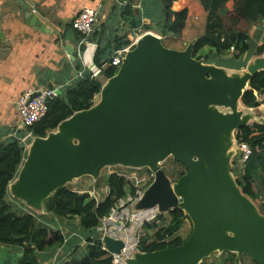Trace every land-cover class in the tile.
<instances>
[{"label": "water", "instance_id": "water-1", "mask_svg": "<svg viewBox=\"0 0 264 264\" xmlns=\"http://www.w3.org/2000/svg\"><path fill=\"white\" fill-rule=\"evenodd\" d=\"M24 10L26 21L43 30L42 20L27 5ZM135 20L141 28L140 17ZM162 39L152 31L138 34L98 103L75 112L46 137L34 136L9 193L46 214V200L81 177L97 180L114 165L148 168L154 179L135 210L166 213L180 207L193 229L182 245L137 250L127 264H201L216 252L245 254L264 264V213L233 173L236 131L253 120L264 124V117L242 103L253 76L264 70V55L230 72L195 58L196 40L178 50ZM169 157L186 169L175 183L160 168ZM104 245L119 254L126 242L105 235Z\"/></svg>", "mask_w": 264, "mask_h": 264}, {"label": "trees", "instance_id": "trees-1", "mask_svg": "<svg viewBox=\"0 0 264 264\" xmlns=\"http://www.w3.org/2000/svg\"><path fill=\"white\" fill-rule=\"evenodd\" d=\"M176 1L178 0H160L164 21L159 23L158 31L163 36L180 37L185 29L188 9L174 10ZM200 1L209 16L207 31L195 42L194 57L203 59L206 63H214L212 61L215 58L220 59L230 54L234 47V54L224 58L220 64L237 69L245 66L247 60H242L243 55L251 50L248 33L252 24H257L264 18V0H234L235 5L230 13L227 12L226 5L231 0ZM149 29V26H145L146 31ZM130 43L124 37H116L104 46L98 44L94 63L102 67V74L91 77L88 72L74 84L61 89L62 94L49 101L46 116L27 130H31L35 136L46 137L75 112L91 108L105 81L118 71V67L110 64L113 56L110 54ZM84 48L82 45L81 50ZM256 53L264 54V44ZM103 59L106 62L103 63ZM261 94H264V70L251 79L249 88L242 97L243 105L257 109L262 103L259 98ZM236 139L238 143H248L253 150L244 167L241 170L235 168L238 171L234 172L236 181L242 192L264 213V124L251 121L236 131ZM26 156L27 149L19 140L0 142V242L24 244L25 250L20 264H40L38 253L61 248L65 239L61 230L39 223L36 214L17 212L14 204L9 201V186L17 178ZM185 172H181L180 177ZM107 181L109 191L103 200H97L90 192H81L69 185L58 189L45 202L47 214L55 217H79L80 224L87 230L101 227L103 219L119 207V202L127 199L129 195L136 196L137 192L134 184L118 172L108 174ZM189 219V215L180 207L158 213L151 223L146 222L138 231V250L152 252L182 245L191 234L185 237L181 234ZM214 254L204 259L201 264H243L233 252H226L225 257L221 254L209 262ZM112 261L111 253L104 247V240L93 237L86 244L83 259L75 258L66 264H112Z\"/></svg>", "mask_w": 264, "mask_h": 264}, {"label": "crops", "instance_id": "crops-1", "mask_svg": "<svg viewBox=\"0 0 264 264\" xmlns=\"http://www.w3.org/2000/svg\"><path fill=\"white\" fill-rule=\"evenodd\" d=\"M25 5L45 24L43 30L26 21ZM234 5V0L227 3V12L230 13ZM85 8H99L100 20L94 31L84 40L83 35L73 29L71 22ZM185 8L188 9L185 29L180 37L175 36L179 38V43L193 38L197 40L207 31L209 15L201 1L174 2V10ZM136 16L140 17L141 28L137 25ZM162 21H164L163 6L160 0H0V138L2 142L13 139L16 130H19L18 135L24 133L18 128L20 116L17 110V101L23 94L46 88L65 89L82 78L78 74L82 73L85 77L89 72L88 66L96 65L94 55L98 44L104 46L116 37H124L132 42L138 36L139 30L143 29L146 32L145 26L150 28L147 31L155 30L159 33L158 25ZM248 36L251 50L246 52L242 59L247 62L257 56V49L264 44V18L259 23L251 25ZM82 45L85 46L84 50H81ZM70 49L74 58L69 52ZM233 52L220 59L215 58L212 64L228 68L220 63H223L224 58L233 55ZM104 61L105 59L103 63ZM232 67L228 69L236 70L234 66ZM259 98L262 101L261 105L257 109L253 108L258 111L264 107L262 98L260 96ZM85 178L86 176L77 180L80 181L76 184L78 187L72 186V188L81 192L94 190L97 200H103L108 195V175L105 186L100 187H97L94 181L88 182ZM98 193L102 195L99 196ZM8 198L17 212L36 214L39 223L57 228L64 235V245L61 248L38 253L40 264H66L75 258L81 260L86 254V244L90 238L101 237L104 240L105 232L100 231L101 227L87 230L80 224L79 217L37 214L31 208H26V204L10 193ZM116 237L121 238L120 235ZM24 250V244L0 242V264H20Z\"/></svg>", "mask_w": 264, "mask_h": 264}, {"label": "built area", "instance_id": "built-area-1", "mask_svg": "<svg viewBox=\"0 0 264 264\" xmlns=\"http://www.w3.org/2000/svg\"><path fill=\"white\" fill-rule=\"evenodd\" d=\"M34 11L36 10L34 9ZM99 20H100V9L99 8L97 9L85 8L72 19L71 24H72L73 29L81 33L83 35V39L85 40L94 31L95 26L98 24ZM135 41L136 39L133 40L129 45L115 51L110 61V64L120 68L125 54L135 46ZM234 50H235L234 47H232L231 51H234ZM88 68H89V73L91 77H98L102 74V67L100 66L92 64V66H88ZM82 75H83L82 73L78 74V76L80 77L84 76ZM57 91L58 89H54V88H46V89H41L38 91H28L18 99L17 110L20 116V125L18 128L21 129L24 133L23 135H18L17 133L19 130H16L12 137L13 139L19 140L26 149L29 148L31 141L35 136V134L31 130H27V128H30L31 126H33L34 124L39 122L43 117L46 116L48 112V103L51 99L58 96ZM35 93H39V94L33 97ZM1 139L2 138H0V142H2ZM252 154H253V150L248 143H245V142L238 143L237 142V151L235 154L236 156L235 168H236L237 161H238L237 170H241L244 167L245 163L250 159ZM143 169H148V168H143ZM136 171L141 172V170H136ZM136 171H133L130 174H124V173H120L117 171L118 173L125 176L126 179L129 180L132 184H134L135 187L137 188L136 196L129 195L127 197L126 201H128L129 203H131L135 199L137 200L142 195L146 187L149 184H151V182L154 179V173L152 171H150L149 173L148 171H146L145 174H139ZM90 194L95 198L97 197L96 194H92L91 192ZM122 201L120 202V205ZM116 213H117V208L113 209L110 216L104 218L103 220L105 221L113 220ZM143 219L144 218L140 217V214H139L135 220L142 221ZM145 219L147 220L149 218H145ZM105 235H110L112 237L117 238L116 237L117 235H114L112 233L106 234L105 232ZM121 238L125 240L126 245L119 254L117 253L111 254L113 257L112 264H127L126 260L130 256H132V253H131L132 250L133 249L138 250V244H139L138 238L131 243L124 237H121Z\"/></svg>", "mask_w": 264, "mask_h": 264}, {"label": "rangeland", "instance_id": "rangeland-1", "mask_svg": "<svg viewBox=\"0 0 264 264\" xmlns=\"http://www.w3.org/2000/svg\"><path fill=\"white\" fill-rule=\"evenodd\" d=\"M150 31L160 35L163 38L164 43L168 47L173 48V49H178V50L186 49V47L194 39L193 38L190 41L186 40V42H180L179 43V40H178L179 38H175V36H173V37H165V36L159 34L158 32H156L155 30H150ZM143 33H145V31L143 29L138 31L139 35H141ZM248 62H246L245 66L248 64ZM243 67H241V68H243ZM241 68H238V69L236 68V70H241ZM229 71L230 72H234L235 70L232 69V70H229ZM259 96L262 98V100L264 102V99H263L264 98V94L259 95ZM100 98H101V96L99 94L96 97V99H95V103H98ZM245 110L248 111V109H245ZM252 112H254L255 115H259V117H264V107L260 111H258L256 109H252ZM27 153H28V149H27ZM235 159H236V156L234 154V156H233V173L235 171L238 172L236 170V169H238V161H237V165H236V169H235V163H234ZM25 160H26V158L23 160L21 167L23 166ZM21 167H20V169H21ZM160 168L163 169L166 172V174L169 176V178L172 180L173 183H175L180 178V173L181 172H185L186 171L185 167L180 162L175 161L172 157H169L165 161H163L161 163V165H160ZM136 170H141V172H137ZM117 171L120 172V173H124V174H130L133 171H136L139 174H145L146 171H148V173L150 172L149 169H143V168L142 169H134V168H131V167H124V166H119V165L115 166L114 165V166L106 167L105 169H103L101 174H100V176H99V178L97 180H94V178L91 177V176H86L85 179H87L88 182L91 181V180L94 181L95 184L97 185V187H100L101 185L105 186L106 176L108 174H110V173L117 172ZM84 177H81V178H84ZM81 178L78 179V180H81ZM107 180H108V178H107ZM97 181L99 182L98 184L96 183ZM79 182L80 181L76 180L74 183H70L68 185L71 186V187L72 186L78 187L76 184H78ZM91 193L95 194V191L92 190ZM98 195H99V193H98ZM100 195H102V194L100 193ZM99 196H98V198H99ZM262 198L264 199V196ZM137 200L135 199L131 203H129L128 201H126V199H123L121 205H120V202H119L120 207L117 208V213L114 216L113 220H108V221L103 220V223H102V226L100 228V231L101 232H106V234L107 233H112L114 235H120L121 237H124L125 239H127L130 243L135 241L138 238L137 237L138 231L141 228H143V226L145 225L146 222L151 223L155 219L154 217H156L158 215V213H159L156 208L151 209V210H146V211H136L135 208H134V205L137 202ZM127 202H128V204H126ZM26 208L30 209V207H28V206H26ZM37 214H40V213H37ZM139 214H140V217H142L144 219L145 218H149V219H147V220L143 219L142 221L135 220L138 217ZM192 229H193V223H192L191 219H189V220H187V222L183 226V228L181 230V234L185 237V236H187L188 234L191 233ZM136 251H137L136 249H133L132 252H131L132 255ZM225 253L226 252H222V253L216 252L214 254V256L212 258H210L209 262H212L215 258L220 257L221 254L223 255V257H225ZM237 257H238V255H237ZM239 260H242L243 264H258L249 255H245V254L242 255L239 258Z\"/></svg>", "mask_w": 264, "mask_h": 264}]
</instances>
